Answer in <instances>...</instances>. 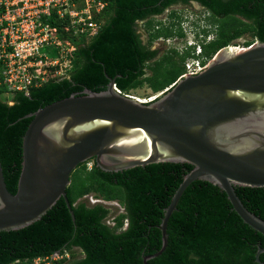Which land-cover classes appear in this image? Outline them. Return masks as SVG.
<instances>
[{"label": "trees", "instance_id": "trees-1", "mask_svg": "<svg viewBox=\"0 0 264 264\" xmlns=\"http://www.w3.org/2000/svg\"><path fill=\"white\" fill-rule=\"evenodd\" d=\"M105 23L90 40L76 44L69 76L50 77L29 94L16 91L3 97L0 90V159L8 189L16 193L23 162V137L35 112L56 100L82 93L85 88L105 90L111 78L125 92L147 84L159 92L174 84L185 71L191 50L175 48L159 55L160 37H183L182 14L172 6L198 2L216 27L214 40L203 42V56L212 58L244 34L264 41V0H105ZM168 21L159 19L167 9ZM143 22L146 40L140 32ZM203 32L207 35L208 30ZM12 99V103L10 100ZM88 162H92L89 168ZM187 162H157L121 171L100 168L95 158L78 165L65 197L40 220L16 230L0 231V264H32L39 256L69 251L71 258L53 264H146L144 257L162 246L160 224L165 208L185 175ZM244 205L264 219V187L235 185ZM94 193L124 207L115 217L103 202H88ZM74 213V217L71 213ZM112 217L111 226L106 221ZM127 222L125 229H121ZM168 245L148 264H260L256 253L264 235L247 224L233 208L225 190L207 180L193 181L181 196L167 227ZM74 247L80 253L75 254ZM264 262V252L260 254Z\"/></svg>", "mask_w": 264, "mask_h": 264}, {"label": "water", "instance_id": "water-1", "mask_svg": "<svg viewBox=\"0 0 264 264\" xmlns=\"http://www.w3.org/2000/svg\"><path fill=\"white\" fill-rule=\"evenodd\" d=\"M116 87L111 78L105 90L85 88L26 114L32 120L16 193L7 187L0 159V231L40 220L62 196L70 206L66 190L73 171L95 158L106 171L157 162L193 165L165 208L162 246L144 257L146 264L166 249L169 219L197 179L225 190L242 219L264 235V219L235 189L264 187V41L221 48L206 69L179 78L148 103ZM262 252L264 246L256 253L260 264Z\"/></svg>", "mask_w": 264, "mask_h": 264}, {"label": "built area", "instance_id": "built-area-1", "mask_svg": "<svg viewBox=\"0 0 264 264\" xmlns=\"http://www.w3.org/2000/svg\"><path fill=\"white\" fill-rule=\"evenodd\" d=\"M106 5L105 0H0V90H3L4 95L11 97L16 91L29 94L30 88L47 81L52 68H55L53 76L69 75L73 68L76 44L90 40L99 32L105 23L102 12ZM195 21L197 18L193 17L180 21L185 33L183 37L175 35L158 39L170 43L180 53L191 50L192 55L186 60L185 71L180 78L199 74L211 62V58L202 55L203 45H194V38L199 28L198 38L201 41L214 40L217 36L216 27L208 23L206 18L198 21L200 26ZM201 21H204L203 24ZM203 28L208 30L207 35L202 31ZM252 44L240 46L233 43L231 46L244 49ZM48 47L55 48V57H50L43 50ZM174 84L148 98L136 97L141 102H151ZM116 88L121 93L134 96ZM88 164L90 168L92 162ZM85 197H89L92 203L104 201L92 195ZM70 256L69 251H55L47 256L36 257L32 264H53ZM14 264L21 263L18 260Z\"/></svg>", "mask_w": 264, "mask_h": 264}, {"label": "rangeland", "instance_id": "rangeland-1", "mask_svg": "<svg viewBox=\"0 0 264 264\" xmlns=\"http://www.w3.org/2000/svg\"><path fill=\"white\" fill-rule=\"evenodd\" d=\"M172 8L178 9L180 11V13L182 14L181 20H185L187 18L189 19L190 17L197 18V21H195V24H197L200 19H205L209 15V13L201 5H198V4H194L191 6H185V5L177 4V5L172 6ZM172 8L167 9L162 15L159 16V19H164V21H168V16H169L170 10ZM203 22L204 21H201L200 23L203 24ZM139 23H140V30L139 31L142 32L143 38L146 40L147 35H146L145 30H144L145 27H143L142 22H139ZM198 29H196V31ZM181 40H183V39H181ZM247 40H251V38H250V36H248V34H244L241 37H239L238 39L233 40L230 43V45H232L233 43H236V44H239L240 46H245ZM170 47H171L170 43H168L166 41H161V40L155 41L154 48L160 49L159 55H162ZM43 50L48 52L50 57H55L57 55V52H56L55 48H53V47L44 48ZM213 57L211 58V60L213 59ZM66 76H69V75H66ZM62 77H64V76H62ZM164 90H166V89H164ZM129 93L134 95V96L141 97V98H148L149 96L157 94L158 92L153 91L147 84H145L139 88H135V89L131 90ZM3 97H5L4 94H3ZM88 166H89V164H88ZM90 195H92L94 198H96L94 193H91ZM84 198H87V197H84ZM121 209L122 208H120L119 205L113 204V212H112L111 216L118 214L121 211ZM111 221H112V217H111ZM79 253H80L79 250H77L75 252L76 255H78Z\"/></svg>", "mask_w": 264, "mask_h": 264}, {"label": "flooded vegetation", "instance_id": "flooded-vegetation-1", "mask_svg": "<svg viewBox=\"0 0 264 264\" xmlns=\"http://www.w3.org/2000/svg\"><path fill=\"white\" fill-rule=\"evenodd\" d=\"M192 5H194V2H193ZM199 5H200V4H199ZM142 23H143V22H142ZM138 26H140V23L138 24ZM85 199H87L88 202H91V200L89 199V197H87V198H85ZM99 202H103V203L107 204L109 207L112 208V211H113V204H117V205H119V207L122 208V209H121V211H120L118 214H120V213L126 211V210H125V207H124V206H123L118 200H114L113 202H112V201H110V202L99 201ZM112 203H113V204H112ZM118 214H116V215H118ZM116 215H113V217H115ZM106 222H107L108 224H110L111 226H115V225H116V222L111 221V217H109V218L107 219ZM127 222H128V221H126V223L124 224V226H123L121 229H125V228H126V226H127ZM74 250L77 251V250H79V249L76 248V247H74ZM70 258H71V256H70Z\"/></svg>", "mask_w": 264, "mask_h": 264}, {"label": "clouds", "instance_id": "clouds-1", "mask_svg": "<svg viewBox=\"0 0 264 264\" xmlns=\"http://www.w3.org/2000/svg\"><path fill=\"white\" fill-rule=\"evenodd\" d=\"M197 26H200L199 23L196 24ZM205 28L202 29V31L204 30ZM196 35H195V40H196V43L194 45H196L197 43H203L204 41H201L198 37H199V30L195 31ZM203 45V44H202Z\"/></svg>", "mask_w": 264, "mask_h": 264}, {"label": "bare ground", "instance_id": "bare-ground-1", "mask_svg": "<svg viewBox=\"0 0 264 264\" xmlns=\"http://www.w3.org/2000/svg\"><path fill=\"white\" fill-rule=\"evenodd\" d=\"M132 98H135V99H137V100H139V101H140V99H139V98H137L136 96H132Z\"/></svg>", "mask_w": 264, "mask_h": 264}]
</instances>
